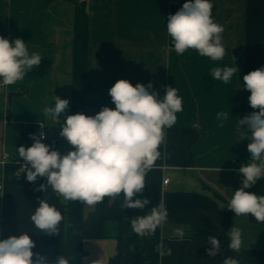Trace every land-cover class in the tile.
<instances>
[{"label":"crops","instance_id":"1","mask_svg":"<svg viewBox=\"0 0 264 264\" xmlns=\"http://www.w3.org/2000/svg\"><path fill=\"white\" fill-rule=\"evenodd\" d=\"M186 0H0V36L22 39L29 53L42 57L40 66L15 85L0 87V240L28 232L35 241L34 253L55 264L54 248L40 246V230L30 217L39 200L50 201L52 188L39 191L5 182L4 154L9 162L17 155L23 125H33L34 135L43 125L46 141L57 143L62 155L73 150L59 135L67 115H95L102 107L115 108L108 100L96 103L101 93L119 79L153 85L162 98L166 87H175L183 101L176 123L165 129L160 156L146 174V187L136 198H147L144 209H131L122 222L121 264H131L132 253L142 264H223L236 259L229 249V230H242L241 249L264 250V223L251 215H235L227 208L243 179L238 169L250 163L247 126L238 119L253 109L243 77L264 67V0H210L212 18L224 27L222 60L213 61L193 49L176 53L167 33V17ZM236 66L229 83L213 80L216 67ZM10 93L17 94L9 101ZM54 95L69 100L60 118H47L42 109L55 105ZM110 96V95H109ZM228 112L220 127L217 113ZM39 137V136H38ZM169 179L168 184L164 180ZM245 191L264 195V178ZM56 193V192H55ZM62 199V197H61ZM63 201V199H62ZM64 202V201H63ZM163 202L168 219L151 236L141 237L131 220ZM64 203H67L65 201ZM86 218L94 209L89 210ZM231 213V215H230ZM115 224H107V236L86 240L85 254L68 258L69 264H111L118 248ZM183 230V239L174 236ZM192 233L219 235L221 251L209 257L211 245ZM35 258V257H34Z\"/></svg>","mask_w":264,"mask_h":264},{"label":"clouds","instance_id":"2","mask_svg":"<svg viewBox=\"0 0 264 264\" xmlns=\"http://www.w3.org/2000/svg\"><path fill=\"white\" fill-rule=\"evenodd\" d=\"M212 8L210 0H186L175 14L167 17V33L177 54L193 49L213 61L224 58V27L214 22ZM41 60L40 54L29 53L22 39L10 41L0 36V87L22 81L28 72L40 66ZM238 71L236 66L216 67L211 76L227 84ZM243 80V87L251 93L249 104L258 111L238 119V125L247 126L251 133L247 143L251 162L238 169L243 176L241 187L234 191L227 208L237 216L251 214L257 222L264 223V195L245 191L264 178V67L245 74ZM152 88L151 83L133 86L129 80L119 79L108 90L114 109L104 106L92 116L67 115L59 133L73 149L66 154L43 143V133L39 137L32 135L34 143L30 147L21 145L17 149L24 162L26 179L35 182L38 177L46 178L47 183L38 190L46 192V186H50L64 201L93 206L105 197L122 193L123 209H144L150 201L134 197L146 187L145 177L160 156L165 129L171 128L177 113L183 111V101L175 87H166L162 98L157 91H150ZM54 101V107L42 109L49 119L60 118L69 107L68 99L54 95ZM228 118V112L217 113L220 127ZM168 216L167 207L159 202L147 214L131 220L132 230L141 237L151 236ZM30 219L35 228L51 237L59 236L64 217L55 205L42 199ZM174 236L183 239V230L176 229ZM228 240L229 249L238 253L243 244L242 230L232 227ZM207 243L211 245L206 249L208 256H217L221 251L219 239L210 235ZM35 247L28 232L2 239L0 264H48L46 255L33 252ZM55 264H69V260L60 255ZM223 264H238V261L227 257Z\"/></svg>","mask_w":264,"mask_h":264},{"label":"trees","instance_id":"3","mask_svg":"<svg viewBox=\"0 0 264 264\" xmlns=\"http://www.w3.org/2000/svg\"><path fill=\"white\" fill-rule=\"evenodd\" d=\"M108 100H111L109 95L101 93V99L96 103L98 106H104ZM35 128L33 125H23L19 134V146L23 145L30 147L34 141L31 136L34 135ZM247 135L251 138V133L248 130ZM51 146L52 149H57V143L52 141L42 140ZM23 160L18 156H14L5 164V182L20 186H25L29 190L39 188L41 184H46V178L38 177L35 182H29L26 179V172H20ZM12 178H15L12 180ZM46 188H51L46 186ZM50 205H55L61 212L64 219L59 225V236H47L40 232V246H50L54 248V260L61 255L68 259L70 256L85 254L83 243L86 240L103 239L107 236V224L113 222L116 235L118 238V248L112 258L111 264H121L122 246H121V231L122 222L129 216V211L121 207L123 203V194L109 198L105 197L102 202L96 204V208L86 218L83 216V207L85 203L80 201H67L64 203L57 193L53 192ZM231 215V213H230ZM216 236L219 241L222 238L214 234L204 235L192 233L195 239L207 243V238ZM236 260L238 264H264V250L241 249L236 252ZM142 255L138 252L132 253L131 264H142Z\"/></svg>","mask_w":264,"mask_h":264},{"label":"built area","instance_id":"4","mask_svg":"<svg viewBox=\"0 0 264 264\" xmlns=\"http://www.w3.org/2000/svg\"><path fill=\"white\" fill-rule=\"evenodd\" d=\"M43 126V125H42ZM41 125L38 127V136L41 135V133H43V139L42 140H45L46 139V135L43 131V127ZM9 160V155L8 154H4L3 156V162L4 163H7V161ZM24 171V164L22 165L21 169H20V172H23ZM169 182V179H166L164 180V184H168ZM3 182L0 183V203H1V199H2V191H3Z\"/></svg>","mask_w":264,"mask_h":264},{"label":"rangeland","instance_id":"5","mask_svg":"<svg viewBox=\"0 0 264 264\" xmlns=\"http://www.w3.org/2000/svg\"><path fill=\"white\" fill-rule=\"evenodd\" d=\"M63 199V198H62ZM64 201V200H63ZM65 202V201H64ZM93 206H87V208H85V212H84V215L86 216L87 214H88V212H89V210L91 211V209H93L92 208Z\"/></svg>","mask_w":264,"mask_h":264},{"label":"water","instance_id":"6","mask_svg":"<svg viewBox=\"0 0 264 264\" xmlns=\"http://www.w3.org/2000/svg\"><path fill=\"white\" fill-rule=\"evenodd\" d=\"M17 94L15 93H10L8 96V100L10 101L12 99V97L16 96ZM15 178H12V180H14Z\"/></svg>","mask_w":264,"mask_h":264}]
</instances>
